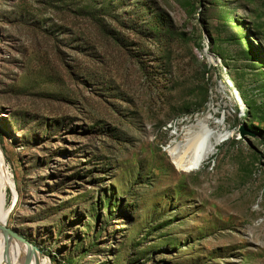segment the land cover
Here are the masks:
<instances>
[{
    "label": "rangeland",
    "instance_id": "374dc122",
    "mask_svg": "<svg viewBox=\"0 0 264 264\" xmlns=\"http://www.w3.org/2000/svg\"><path fill=\"white\" fill-rule=\"evenodd\" d=\"M0 148L51 264H264V0H0Z\"/></svg>",
    "mask_w": 264,
    "mask_h": 264
},
{
    "label": "bare ground",
    "instance_id": "6f19581e",
    "mask_svg": "<svg viewBox=\"0 0 264 264\" xmlns=\"http://www.w3.org/2000/svg\"><path fill=\"white\" fill-rule=\"evenodd\" d=\"M229 87V86H228ZM233 97V96H232ZM236 103L243 113L245 108L236 95ZM246 113V112H245ZM210 116L198 117L195 121L180 127L177 130L174 141L167 152L176 169L190 172L198 170L203 163L215 152L217 146L228 139L232 132L220 131L219 122L209 124ZM7 187L14 188V182L5 166V158L0 148V224H5L11 212V205L5 206V191ZM15 195L13 202L15 201ZM32 245V244H31ZM0 264H51L49 259L43 258L39 251L19 239L5 240L0 232Z\"/></svg>",
    "mask_w": 264,
    "mask_h": 264
},
{
    "label": "water",
    "instance_id": "95a60500",
    "mask_svg": "<svg viewBox=\"0 0 264 264\" xmlns=\"http://www.w3.org/2000/svg\"><path fill=\"white\" fill-rule=\"evenodd\" d=\"M240 132H241V134H243L244 131H243V130H240ZM0 232L3 233L4 238H5V240H6L7 242H8L9 239H13V238H15V239H19V240H20L21 242H23V243L28 244L29 246L34 247L33 245H31L32 243L29 242V240H27V239L21 237L20 235H18V234L16 233L15 230H13V229L7 227L5 224H0Z\"/></svg>",
    "mask_w": 264,
    "mask_h": 264
}]
</instances>
